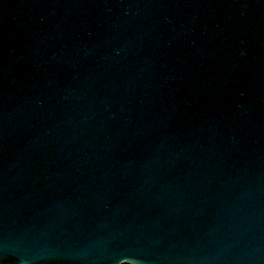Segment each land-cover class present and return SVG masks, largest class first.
I'll list each match as a JSON object with an SVG mask.
<instances>
[{"label": "water", "instance_id": "95a60500", "mask_svg": "<svg viewBox=\"0 0 264 264\" xmlns=\"http://www.w3.org/2000/svg\"><path fill=\"white\" fill-rule=\"evenodd\" d=\"M0 264H264V0H0Z\"/></svg>", "mask_w": 264, "mask_h": 264}]
</instances>
